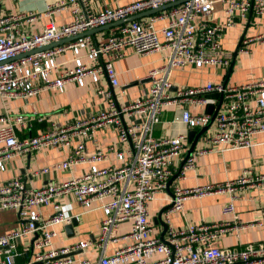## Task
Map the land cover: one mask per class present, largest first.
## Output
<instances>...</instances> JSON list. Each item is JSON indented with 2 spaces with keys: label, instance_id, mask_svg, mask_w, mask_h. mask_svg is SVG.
Here are the masks:
<instances>
[{
  "label": "built area",
  "instance_id": "built-area-1",
  "mask_svg": "<svg viewBox=\"0 0 264 264\" xmlns=\"http://www.w3.org/2000/svg\"><path fill=\"white\" fill-rule=\"evenodd\" d=\"M101 1V0H98ZM95 9L92 0H59L44 11L9 10L0 12V96L18 98L33 96L46 88H62L69 81L84 85L87 78L99 83L105 74L112 86H119L115 59L132 48L138 54L167 51V61L149 71L146 92L133 100L120 102L109 89L99 86L97 93L107 99L106 106L87 117L69 124L51 121V128L38 135L20 138L16 128L24 125L23 113L0 115V168L23 152L44 145L71 147L62 161L31 172L32 176L47 174L51 169H67L81 162L103 161L114 152L119 165L91 168L77 176L59 182H47L40 187L27 185L21 177L0 183V209H16L20 225L0 235V264H19V241L32 237V253L27 264H257L264 262V241L245 246L226 247L220 238L229 232L264 225V220L243 222L236 214L237 193L244 188L264 186V174L246 170L225 182L206 183L193 187H175L172 202L162 213L167 224L162 238L150 213V203L156 194L166 189L174 175L173 161L188 146L189 132L214 124V132L206 136L207 144L196 148L181 165L178 175L195 166L197 157L216 148L232 149L253 145V137L264 132V77L244 83H213L170 91L171 71L184 65L228 66L232 53L224 49L222 38L226 29L235 26L252 11L264 14V0H183L163 8L148 18H134L114 26L103 41L92 35L80 34L117 20L158 9L178 0H135L117 7L106 0ZM223 4L224 19L212 17L216 4ZM69 9L72 19L57 26L49 21L40 31L28 26L54 11ZM165 23L158 27V23ZM72 39L49 46L65 38ZM264 35L243 36L241 50ZM49 46V47H47ZM73 52V65L59 66L58 56ZM90 59L87 63L83 52ZM209 94H214L211 97ZM222 101L212 121L213 112L194 113L183 108L180 119L188 132L173 136L154 135L166 106L190 102L214 108ZM51 120V119H50ZM112 126L119 144L97 148L86 154V139L103 126ZM205 134V132H204ZM75 142V143H74ZM228 192L229 200L222 211L231 219L200 222L186 226L173 224L171 215L183 208L186 199L210 193ZM70 197L87 209L104 212L96 241L100 256L87 255L88 239L55 246L56 225H66L77 216L63 210V200ZM42 206H52L54 212L44 216ZM97 208V207H96ZM130 222L128 232L120 236L119 227ZM121 239L128 242L110 244Z\"/></svg>",
  "mask_w": 264,
  "mask_h": 264
},
{
  "label": "crops",
  "instance_id": "crops-1",
  "mask_svg": "<svg viewBox=\"0 0 264 264\" xmlns=\"http://www.w3.org/2000/svg\"><path fill=\"white\" fill-rule=\"evenodd\" d=\"M57 1L59 0H0V12L9 10L44 11L49 4ZM132 1L135 0H106L112 7ZM104 2L102 0H92V5L95 9H99ZM223 8V4H216L212 15L216 22H221L224 19ZM151 14H144L137 18L146 19ZM71 19L72 13L69 9L58 10L45 15L28 27L32 30L40 31L49 21L60 26ZM164 24L159 22L157 25L162 27ZM113 27L99 30L89 35L101 42L108 36ZM243 34L244 36L264 35V14L257 16L250 11L235 26L226 29L222 44L226 51L232 53L231 62L234 59L235 50L241 44ZM83 58L89 63L90 59L85 55V51L83 52ZM167 58V51L138 54L134 49L128 48L125 56L114 61V67L120 83L119 86H112L108 77L105 74H101L99 83H94L91 78H87L83 86L78 84L77 81H69L61 89L46 88L29 97L3 98L0 96V115L23 113L26 123L17 126L18 136L20 138H28L38 135L51 128V121L62 125L69 124L76 119L87 117L103 109L106 106L107 99L97 93L96 90L99 86L109 89L113 98L120 102L142 96L150 83L148 78L149 71L162 66L167 61ZM58 61L59 66L73 65V52L69 50L60 54ZM230 64L228 66L205 65L203 67L196 65L178 66L170 74L172 82L170 91L177 93L181 88L201 86L210 81L213 83H225L228 79V83H244L261 79L264 77V37L250 42L247 50H241L239 46L235 64L229 72ZM209 95L215 97L214 94ZM210 105L202 108L194 103L184 101L177 105L166 106L161 113L160 122L155 125L154 135L157 137L173 136L178 133L188 132L187 126L180 119L183 108H188L192 112L198 113L209 111ZM2 124H5V122L0 121V125ZM214 129L213 123L208 125L205 134L203 133L198 139L196 148L199 149L207 144L206 136L214 132ZM253 142L252 146L224 150L218 147L211 152L201 154L197 157L195 166L185 169L184 176H179V170L190 148L191 143L188 140L187 148L173 161L174 175L171 178L170 185L166 189L159 191L150 203L151 217L158 234L161 236L165 230L164 222H166L163 214L162 219L159 218V213L172 202L175 187H193L206 183L225 182L241 176L246 170L264 174V132L255 134ZM112 144L117 145L118 149H121L116 129L109 125L99 127L86 139V154H91L97 148H106ZM70 149L71 147L48 144L29 152L18 154L7 162L5 169L0 168V183L14 177H21L26 181L27 185L40 187L47 182H59L71 176L80 175L93 167L122 164L116 154L112 152L103 161L95 163L81 162L67 169H51L47 174L31 175L33 170L44 166H52V164L62 161ZM228 200V192L210 193L188 198L185 200L181 210L172 213V222L176 226H186L200 222L231 219V215H226L222 211ZM62 202L64 212L68 215L77 216L78 224L74 228V235L68 234L69 232L64 224L56 225L57 235L54 238V245H68L79 240L88 239L93 244L84 255L97 260L101 252L98 251L96 241L100 232V222L104 216L103 210L98 208L99 203H95L97 208L87 209L73 197ZM235 203L239 220L243 222L264 220V186L241 189L237 193ZM41 212L44 216H49L54 210L52 206H42ZM21 222L22 220L16 209H0V235L18 227ZM130 226L129 221L123 222L119 227L118 234L122 236L129 231ZM262 241H264V225H255L238 232V235L234 232L224 234L220 238L219 244L226 247L241 248L249 242ZM127 242V239H121L117 244H110L107 251L111 253L116 246ZM18 249L21 254L17 257V262L19 264H27L32 253V237H25L19 241ZM257 264H264V262Z\"/></svg>",
  "mask_w": 264,
  "mask_h": 264
},
{
  "label": "water",
  "instance_id": "water-1",
  "mask_svg": "<svg viewBox=\"0 0 264 264\" xmlns=\"http://www.w3.org/2000/svg\"><path fill=\"white\" fill-rule=\"evenodd\" d=\"M181 1H183V0H178V1L173 2V3H169V4H167V5L164 6V7H161V8H158V9H153V10H148V11L142 12V13H140V14H137V15H135V16H131V17H128V18H126V19L117 20V21H114V22H112V23H109V24H106V25H103V26H99V27H96V28H91V29H89L88 31H86V32H84V33H82V34H80V36H82V35H86V34H94L95 32H97V31H99V30H103V29H109V28H111V27H113V26H116V25H119V24H121V23H123V22L129 21V20H132V19H134V18H136V17H139V16H141V15H144V14H151V13H154V12H156V11H159V10H161V9H163V8H166V7H169V6H172V5L178 4V3H180ZM243 36H244V34H243ZM72 38H73V37H71V38H65V39H63V40H61V41H59V42H54V43L50 44L49 46H53V45H57V44H60V43H64V42H66V40H70V39H72ZM49 46H47V47H49ZM239 46H240V45H239ZM239 46H238V48H239ZM238 48H237V49L235 50V52H234V59L232 60V62H231V64H230L229 72L232 70V68H233V66H234V64H235V58H236L237 53H238ZM228 76H229V74H228ZM227 81H228V79L225 81V83H227ZM221 101H222V96L220 97V102H219V104H218L215 108H214L213 105H210V106H209V111H210V112H213V118H212V121L214 120V118H215V116H216V114H217V111H218V108H219V106H220ZM207 127H208V125L202 127V128L199 129V130H197V129L190 130V132H189V142H190L191 144H190V148L188 149V152H187V154H186L185 160H186V159L189 157V155L193 152V150L195 149V147H196V145H197L198 139H199L200 136L205 132V130L207 129ZM185 160L183 161V163L185 162ZM183 163H182V164H183ZM170 183H171V180H170V182H169V185H170ZM167 207H169V206H166L165 208H163V209L161 210V212L159 213V218L162 219V213L164 212L165 209H167ZM77 224H78V221H77L76 218H74L73 221H72L71 223L65 225V228H66V230L69 232V233H68L69 235H74V233H75L74 228H75V226H76ZM164 226H165V230H164V231L162 232V234H161V237H162V238H164V235H165V232H166V229H167V224H166V222H164Z\"/></svg>",
  "mask_w": 264,
  "mask_h": 264
}]
</instances>
